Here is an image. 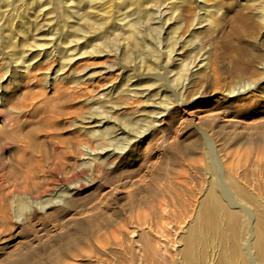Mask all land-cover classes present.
Masks as SVG:
<instances>
[{"label":"rangeland","instance_id":"obj_1","mask_svg":"<svg viewBox=\"0 0 264 264\" xmlns=\"http://www.w3.org/2000/svg\"><path fill=\"white\" fill-rule=\"evenodd\" d=\"M156 1L158 3H155ZM156 1L0 0V264H21L20 261L28 259H35L37 264H51L52 261H54L52 264H61L64 259L70 262L66 261L67 263L62 262V264H130L131 262V264H143L142 256L140 257L142 261L137 258L139 254L142 255L139 244H130L133 238L136 240L135 235L123 241L120 234L128 233L126 230L130 232L132 229L142 234L148 228V224L150 226L167 225L181 222L186 218H188L186 220H192L198 201L205 190V185H202L200 180L209 179L211 176L207 163L208 156L205 154L203 144L206 138H203L204 135L200 131L206 125L199 123L197 117L206 115V110L209 109L221 111L216 116V124H218L212 129L209 127L204 129L207 131L206 134L210 133L207 134L210 139L215 137L211 139L216 147L213 152L216 159L214 161L225 165H218L219 167L233 169L236 165V162L227 160L225 153L229 148L222 147L221 143H225L224 139L226 141L236 137L233 142L242 143L246 137L253 141L258 136L264 138V5L262 4L264 1L190 0L192 3L189 0ZM256 2H260L259 5ZM254 5L257 7L254 8ZM245 9H248L247 12ZM250 9L253 11L255 9L254 13ZM239 13H245L251 17L254 24L253 32L247 31L239 24L237 19ZM193 14L196 15L193 16ZM201 18L206 21H202ZM177 19H180L179 24ZM181 22L186 28H183ZM125 24H129L130 27L133 24L134 30L131 29L134 32H131L129 25L125 26ZM136 24L138 26L135 27ZM142 25L143 27H140ZM208 30L209 33H205ZM153 35L157 37L154 39ZM193 35L195 38H192ZM203 38H207V42ZM201 39L204 42H201ZM125 42L128 44H124ZM135 42L137 46L133 47ZM155 43L157 50L153 48ZM171 44L174 47L168 49ZM181 48L183 50H180ZM172 50L174 52L169 56L168 53ZM149 51L154 53L150 54ZM149 55L159 57L153 58ZM183 61L185 62L181 64ZM239 62L245 72H237L234 66ZM205 63L208 66L204 65ZM251 63L255 64L251 65ZM197 69L204 71L198 72ZM184 78L190 80V83ZM238 82L241 84L239 85ZM194 87H198L197 90ZM199 88L203 90V93ZM240 88L248 92L245 91L246 94L239 96L228 95L229 90L240 91ZM192 97L195 100H192ZM170 106L173 107V110L169 112L170 115L158 116L161 109ZM224 110L225 112H222ZM154 114L155 118L156 115L160 117L162 124L160 128L151 127ZM184 118H187L188 123L184 121ZM236 123L239 126H237L238 130H235ZM147 124L151 126L147 128ZM261 126H263L262 129ZM217 129L222 132L224 130L226 133L221 135V131L219 133ZM228 130H232L233 133ZM101 131H104V134ZM100 133L104 136H99ZM160 136L164 137L161 138L163 141L158 140ZM104 137L107 138H105L106 142ZM161 141L163 143L160 145L158 142ZM174 142L175 144H170ZM156 145L159 147L157 148ZM171 145H177L178 148L175 149V146L171 147ZM186 148L191 151L187 152L189 155L197 153L194 155L197 158L187 155ZM216 151L219 153L218 156ZM175 154L177 159L174 158ZM202 155L203 159L200 157ZM251 157L241 162L237 172L249 176L248 179L253 188L257 189L259 186L262 189L264 182L262 184L260 182L264 181V157L258 154ZM168 158L176 163L180 159L178 166L185 162L184 168L176 164L175 166ZM187 158L191 160V164L189 159L186 160ZM253 163L258 165L260 163L259 167L262 170L259 174L251 176L249 165ZM188 164L192 166L189 165L190 168L188 167L187 170ZM163 166L169 171L177 169L178 176L173 170V174L176 173L175 178L173 174H166L167 177H165L162 174L165 172L162 171ZM219 167L217 169H220ZM183 169L184 171H181ZM160 174L164 176L162 182H160L161 178L159 179ZM170 177H173L171 179L176 183L179 182L178 185H180L177 186L178 190L176 194L174 193L176 195L174 197L173 193L168 191L170 186L168 183L171 181L167 178L170 179ZM167 185H169L168 188H166ZM154 187L161 193V196H156L155 199L153 198L159 195V191L156 194V191H153ZM151 189L155 195L151 194ZM165 191H168L169 195L167 193L166 195ZM197 191H199L198 195ZM169 196L173 197V202ZM150 199L153 200L148 202ZM193 199L194 204H192ZM17 204H23L26 208L23 205L21 208L22 206ZM190 213L192 216L189 215ZM174 214H177L176 217ZM181 214H184L183 217L178 218L177 216ZM97 226L98 230H96ZM75 236L77 239L81 236L84 243L80 241L81 239L78 242L74 238L76 241L69 248H73L70 252L61 254L58 260L47 262L49 255L56 256L55 253L63 248L67 238L71 239ZM94 238H97V241ZM113 238L120 242L119 246ZM156 238L160 242H171V239L173 241L171 234H159ZM98 239L102 241L98 243ZM128 241H131L128 244L132 246L127 244ZM81 243L85 244V247L81 246ZM103 246L104 248L107 246L105 249L108 251L102 249ZM161 247L162 245L159 244L160 253L164 250V246L163 249ZM101 249L105 252L100 253ZM97 254L101 261H98Z\"/></svg>","mask_w":264,"mask_h":264},{"label":"bare ground","instance_id":"obj_2","mask_svg":"<svg viewBox=\"0 0 264 264\" xmlns=\"http://www.w3.org/2000/svg\"><path fill=\"white\" fill-rule=\"evenodd\" d=\"M82 1V0H81ZM101 1V0H100ZM148 1V0H147ZM156 1V0H155ZM159 1V0H158ZM190 1V0H189ZM203 1V0H202ZM264 1V0H263ZM262 1V2H263ZM91 3H93L92 1H90ZM113 2V1H112ZM136 2V1H135ZM137 2H138V0H137ZM143 2V1H142ZM152 2V1H151ZM165 2V1H164ZM163 2V3H164ZM186 2V1H185ZM188 2V1H187ZM191 2V1H190ZM254 2H255V0H254ZM254 2L252 3V4H254ZM261 2V1H260ZM260 2H258V3H260ZM118 3H121V2H118ZM131 3V2H130ZM155 3H158L157 1L155 2ZM163 3H161V4H163ZM177 3V2H176ZM182 3H184V2H182ZM192 3V2H191ZM194 3V2H193ZM203 3V2H202ZM257 3V2H256ZM257 3V4H258ZM88 4V3H87ZM86 4V5H87ZM90 4V3H89ZM114 4V3H113ZM113 4H111V5H113ZM136 4H138V3H136ZM142 4V3H141ZM149 4H150V2H149ZM153 4H154V2H153ZM178 4V3H177ZM190 4V3H189ZM263 5H264V3H262ZM261 4V5H262ZM110 5V6H111ZM145 5V4H144ZM173 5V4H172ZM180 5V4H179ZM192 5V4H191ZM198 5V4H197ZM204 5V4H203ZM202 5V6H203ZM256 5V4H255ZM254 5V6H255ZM259 5V4H258ZM262 5V6H263ZM136 6V5H135ZM139 6V5H138ZM141 6V5H140ZM142 6H143V4H142ZM146 6H148L147 4H146ZM159 6V5H158ZM190 6V5H189ZM193 6V5H192ZM88 7V6H87ZM112 7V6H111ZM116 7V6H115ZM115 7H113V8H115ZM171 7V6H170ZM198 7V6H197ZM252 7V6H251ZM250 7V8H251ZM257 6H255L254 8H256ZM133 8V7H132ZM142 8V7H141ZM145 8V6L143 7V9ZM173 8V7H172ZM192 8V7H191ZM196 8V7H195ZM201 7H199V9H200ZM203 8V7H202ZM260 8H261V6H260ZM117 9V8H116ZM131 9V8H130ZM149 9V8H148ZM155 9V8H154ZM157 10H158V8H156ZM155 9V10H156ZM171 9V8H170ZM174 9H175V7H174ZM189 9V8H188ZM197 9V8H196ZM249 9V8H248ZM247 9V10H248ZM111 10V9H110ZM125 10V9H124ZM123 10V11H124ZM128 10V9H127ZM147 10V9H146ZM190 10H192V9H190ZM246 10V9H245ZM244 10V11H245ZM247 10L245 11V12H247ZM251 10V9H250ZM126 11V10H125ZM167 11V10H166ZM172 11V10H171ZM187 11V10H186ZM241 11V10H240ZM243 10L241 11V12H244ZM251 11H253V10H251ZM254 11H255V9H254ZM254 11H253V13H254ZM257 11H259V10H257ZM136 12H138V10L136 11ZM151 12V11H150ZM173 12V11H172ZM176 12H178V11H176ZM249 12V11H248ZM261 12H263V10H261ZM124 13V12H123ZM163 12L161 11V14H162ZM195 13V12H194ZM199 13V12H198ZM249 13H251V12H249ZM139 14V13H138ZM143 14H145V12L143 13ZM147 14V13H146ZM149 14H151V13H149ZM156 14V13H155ZM155 14H153V16L155 15ZM160 14V13H159ZM160 14V15H161ZM173 14V13H172ZM176 14V13H175ZM174 14V15H175ZM256 14V13H255ZM110 15H111V13H110ZM123 15V14H122ZM157 15V14H156ZM159 15V16H160ZM171 15V14H170ZM181 15V14H180ZM179 15V16H180ZM196 14H193V16H195ZM251 15V14H250ZM118 16V15H117ZM120 16V15H119ZM178 16V15H177ZM185 16V15H184ZM197 16H199L198 14H197ZM201 16V15H200ZM260 16H262V15H260ZM145 17V16H144ZM144 17H142V18H144ZM155 17V16H154ZM153 17V18H154ZM161 17H162V15H161ZM172 17V16H171ZM187 17H189L188 15H187ZM111 18H113V17H111ZM120 18V17H119ZM133 18V17H132ZM141 18V19H142ZM147 18H148V15H147ZM147 18H146V20H147ZM149 18H150V16H149ZM156 18V17H155ZM168 18H170V17H168ZM178 18V17H177ZM195 18V17H194ZM194 18H193V20H194ZM256 19H257V17H255ZM254 18V19H255ZM258 18H261V17H258ZM152 19V18H151ZM163 19V18H162ZM167 19V18H166ZM173 19V18H172ZM175 19V18H174ZM173 19V20H174ZM181 19V18H180ZM180 19L178 20V24H179V22H180ZM184 20H185V18H183ZM198 19V18H197ZM202 19V21H206V20H203V18H201ZM200 19V20H201ZM237 19H238V21L240 22L239 24H241V26L244 28V29H246L247 31H249V32H253L254 30H252L253 28H254V24L252 23V19H251V17L248 15V14H245V13H239V15L237 16ZM263 19V18H262ZM123 20V19H122ZM129 20V19H128ZM136 20V19H135ZM143 20H145V19H143ZM146 20L144 21V22H146ZM156 20V19H155ZM155 20H153V21H155ZM160 20V19H159ZM183 20V21H184ZM188 20V19H187ZM191 20V19H190ZM193 20H191L192 22H193ZM199 20V21H200ZM209 20V19H208ZM207 20V21H208ZM259 20V19H258ZM119 21H121V20H119ZM125 21V20H124ZM139 21V20H138ZM137 21V22H138ZM148 21V20H147ZM152 21V20H151ZM163 21V20H162ZM161 21V22H162ZM174 21H176V20H174ZM198 21V22H199ZM256 21V20H255ZM114 22V21H113ZM125 22H128V23H130L129 21H125ZM141 22V21H140ZM165 22H167L166 20H165ZM170 22H172V20H170ZM186 22V21H185ZM201 22V21H200ZM254 22V21H253ZM264 22V21H263ZM159 23H160V21H159ZM173 23V22H172ZM182 23V22H181ZM194 23H195V21H194ZM209 23V22H208ZM214 23H215V21H214ZM214 23H212V24H214ZM256 23H258L257 21H256ZM114 24V23H113ZM113 24H111V25H113ZM121 24V23H120ZM122 24H124V23H122ZM143 24V23H142ZM151 24V23H150ZM153 24H155V22L153 23ZM152 24V25H153ZM160 24H162V23H160ZM176 24H177V22H176ZM186 24V23H185ZM190 24V23H189ZM126 25H129V24H125V26ZM132 26H133V24H131ZM146 25V24H145ZM144 25V26H145ZM164 25V24H163ZM182 25H183V23H182ZM194 25V24H193ZM204 25V24H203ZM206 26L208 25V24H205ZM117 26V25H116ZM115 26V27H116ZM130 27V25L128 26V27H130V29L132 28L133 29V27ZM136 26H138L137 24L135 25V27ZM149 26V25H148ZM166 26V25H165ZM180 26H181V24H180ZM184 26V25H183ZM198 26V25H197ZM240 26V27H241ZM259 26H261L260 24H259ZM124 27V26H123ZM140 27H143V25L142 26H140ZM153 27V26H152ZM157 27H158V24H157ZM177 27V26H176ZM182 27V26H181ZM189 27V26H188ZM199 27H201V26H199ZM210 27H211V25H210ZM214 27V26H213ZM138 28V27H137ZM146 28V27H145ZM148 28V27H147ZM149 28H150V26H149ZM183 28H186L185 26L183 27ZM193 28H194V26H193ZM209 28V27H208ZM262 28V27H261ZM264 28V27H263ZM109 29V28H108ZM110 29H111V27H110ZM125 29V28H124ZM132 29H131V32H134V31H132ZM142 29V28H141ZM151 29V28H150ZM149 29V30H150ZM154 29V28H153ZM176 29H178V28H176ZM180 29V28H179ZM190 29V28H189ZM212 30H213V28H211ZM122 30V29H121ZM126 30V29H125ZM127 30H128V28H127ZM134 30V29H133ZM137 30V29H136ZM140 29H138V31H139ZM143 30V29H142ZM145 30V29H144ZM148 30V29H147ZM194 30V29H193ZM209 30H210V28H209ZM209 30H208V32H205V33H209ZM256 30H257V28H256ZM109 32H110V30H108ZM113 29H112V34H113ZM130 31V30H129ZM159 31V30H158ZM173 31V30H172ZM197 31V30H196ZM199 31V30H198ZM197 31V32H198ZM205 31V30H204ZM130 32V34H132ZM144 32H146V31H144ZM155 32V31H154ZM182 32V31H181ZM213 32H214V30H213ZM212 32V33H213ZM116 33V32H115ZM114 33V34H115ZM118 33V32H117ZM120 33V32H119ZM118 33V34H119ZM123 33V32H122ZM136 33V32H135ZM142 33V32H141ZM159 33V32H158ZM198 33H200V32H198ZM139 34V33H138ZM148 34V33H147ZM193 34V33H192ZM202 34V33H201ZM246 34V33H245ZM255 34V33H254ZM128 35V34H127ZM150 35V34H149ZM160 35V34H159ZM175 35H176V33H175ZM116 36H118V35H116ZM129 36V35H128ZM135 36V35H134ZM138 36V35H137ZM145 36V35H144ZM152 36V35H151ZM154 36V35H153ZM162 36V35H161ZM198 36H199V34H198ZM201 36V35H200ZM207 36H209V35H207ZM242 36V35H241ZM247 36V35H246ZM143 37V36H142ZM155 37H157L156 35L153 37L154 39H155ZM173 37H175V36H173ZM177 37V36H176ZM195 38V36L193 35L192 36V38ZM202 37H204V35H202ZM206 37V36H205ZM243 37V36H242ZM249 37V36H248ZM128 38V37H127ZM152 38V37H151ZM150 38V39H151ZM178 38V37H177ZM211 38V37H210ZM255 38V37H254ZM125 39V38H124ZM123 39V40H124ZM130 39V38H129ZM132 39V38H131ZM135 39H137V37L135 38ZM141 39V38H140ZM153 39V40H154ZM160 38H158V40H159ZM162 39V38H161ZM176 39V38H175ZM174 39V41H177V40H175ZM204 39H206V42H207V38H203V40ZM252 39V38H251ZM168 40H170V39H168ZM202 39H201V42L203 41ZM133 41H135V40H133ZM136 41H138V39L136 40ZM160 41V40H159ZM162 41V40H161ZM191 41V40H190ZM122 42V41H121ZM132 42V41H131ZM144 42H145V40H144ZM143 42V43H144ZM148 42H149V40H148ZM152 42V41H151ZM181 42V41H180ZM204 42V41H203ZM211 42V41H210ZM129 43H130V41H129ZM172 43V42H171ZM124 44H128V43H124ZM136 44V42L133 44V47H134V45ZM179 44H181V43H179ZM123 45V44H122ZM144 45V44H143ZM150 45V44H149ZM159 45H161V44H159ZM167 45V44H166ZM182 45V44H181ZM226 45V44H225ZM237 45V44H236ZM135 46H137V45H135ZM141 46V45H140ZM155 47H153V45H152V47L153 48H155V50H157L156 49V43H155V45H154ZM239 46V45H238ZM129 47V46H128ZM159 47V46H158ZM169 47H171V48H173L172 47V44H171V46H168V49H169ZM226 47V46H225ZM230 47V46H229ZM240 47V46H239ZM247 47V46H246ZM245 47V48H246ZM249 47V49H250V46H248ZM124 48H125V46H124ZM164 48V47H163ZM162 48V49H163ZM196 48V47H195ZM198 48H200L199 46H198ZM210 48V47H209ZM212 48V47H211ZM245 48H243V49H245ZM129 49V48H128ZM136 49V48H135ZM151 49V48H150ZM231 49H233V48H231ZM242 49V50H243ZM149 50V49H148ZM147 50V51H148ZM158 50L160 51V49L158 48ZM165 50H166V48H165ZM177 50V49H176ZM180 50H183L182 48L180 49ZM200 51H201V49H199ZM207 50V49H206ZM229 51H230V49H228ZM237 50V49H236ZM236 50H234V51H236ZM146 51V52H147ZM163 51V50H162ZM166 51H168V50H166ZM208 51V50H207ZM246 52H247V50H245ZM150 52V54H153V53H151V51H149ZM165 52V51H164ZM174 52V50H172V51H170L169 53H168V55L170 56V55H172L171 53H173ZM178 52V51H177ZM137 53H139V52H137ZM148 53V52H147ZM157 53H159L158 51H157ZM157 53H155V54H157ZM167 53V52H166ZM232 53V52H231ZM154 54V55H155ZM165 54V53H164ZM204 54V53H203ZM209 54V53H208ZM238 54V53H237ZM249 54V53H248ZM255 54V53H254ZM159 55H160V53H159ZM163 55V54H162ZM231 55V54H230ZM236 55V54H235ZM250 55V54H249ZM145 56V55H144ZM149 56H152L153 57V55H149ZM148 56V57H149ZM156 56H158V55H156ZM155 56V57H156ZM166 56V55H165ZM164 56V57H165ZM209 56V55H208ZM239 56V55H238ZM155 57H153V58H155ZM159 57V56H158ZM161 57V56H160ZM163 57V56H162ZM172 57V56H171ZM231 57V56H230ZM234 57V56H233ZM232 57V58H233ZM235 57H237V56H235ZM244 57H245V55H244ZM145 58V57H144ZM157 58V57H156ZM167 58V57H166ZM166 58H165V61H166ZM207 59H208V57H206ZM242 59H243V57H241ZM143 59V58H142ZM162 59V58H161ZM210 59V58H209ZM239 59V58H238ZM252 59V58H251ZM160 60V59H159ZM158 60V61H159ZM168 60V59H167ZM230 60H231V58H230ZM235 60V59H234ZM258 60V59H257ZM260 60V59H259ZM151 61H153V60H151ZM256 61V60H255ZM142 62V61H141ZM147 62V61H146ZM145 62V63H146ZM163 62V61H162ZM185 61H183L181 64H183ZM205 62V61H204ZM232 62V61H231ZM250 62V61H249ZM148 63V62H147ZM149 63H153V62H149ZM170 63H171V61H170ZM169 63V64H170ZM192 63V62H191ZM201 63V62H200ZM246 63V62H245ZM256 63V62H255ZM255 63H251V65L252 64H255ZM194 64V63H193ZM207 63H205L204 65H206ZM209 64H210V62H209ZM247 64V63H246ZM246 64H244V65H246ZM249 64V63H248ZM140 65V64H139ZM166 65V64H165ZM186 65V64H185ZM213 65V64H212ZM147 66V65H146ZM148 66H150V65H148ZM182 66V65H181ZM196 66V65H195ZM198 66V65H197ZM206 66H208V65H206ZM254 66V65H253ZM141 67V66H140ZM145 67V66H144ZM143 67V68H144ZM154 67H156V66H154ZM192 67H193V65H192ZM234 67H236L237 68V72H242V71H244L245 72V69H244V67H242L241 65H240V62L237 64V65H235ZM245 67H247V65L245 66ZM252 67V66H251ZM150 68V67H149ZM194 68V67H193ZM206 68V67H205ZM204 68V69H205ZM209 68V67H208ZM252 68H254V67H252ZM251 68V69H252ZM152 69V68H151ZM151 69H149L150 71H151ZM181 69H183V68H181ZM231 69H233V68H231ZM148 70V69H147ZM153 70H155V69H153ZM198 70V69H197ZM248 70V69H247ZM254 70V69H253ZM189 71V70H188ZM200 70H198V72H199ZM204 70H202L201 69V71L200 72H203ZM207 71V70H206ZM231 71H233V70H231ZM197 72V73H198ZM249 72H250V67H249ZM194 73H196V72H194ZM196 73V74H197ZM240 74V73H239ZM251 74H253L252 72H251ZM184 75V74H183ZM187 75V74H186ZM192 75H194V74H192ZM188 76V75H187ZM245 76V75H244ZM186 77V76H185ZM242 77V76H241ZM240 77V78H241ZM246 77V76H245ZM187 78V77H186ZM186 78H184L185 80H187ZM191 79H193V78H191ZM242 79H244V78H242ZM242 79H240L241 81H243ZM246 79V78H245ZM204 80V79H203ZM216 80V79H215ZM215 80H214V82H215ZM248 80V79H247ZM246 80V81H247ZM188 81V80H187ZM190 81V80H189ZM188 81V82H189ZM202 81V80H201ZM204 81H207L206 79L204 80ZM217 81V80H216ZM250 81V80H249ZM252 82V81H251ZM187 83V82H186ZM190 83V82H189ZM188 83V84H189ZM239 83V82H238ZM237 83V84H238ZM243 83H244V81H243ZM242 83V84H243ZM185 84V83H184ZM204 84V83H203ZM241 83H239V85H240ZM245 84V83H244ZM248 84V83H247ZM252 84V83H251ZM253 85V84H252ZM182 86V85H181ZM189 86H191V84L189 85ZM204 86H205V84H204ZM217 86H218V84H217ZM184 87V86H183ZM241 87V86H240ZM245 87H247V86H245ZM255 87V86H254ZM198 88V87H197ZM197 88H195L194 87V89H196L197 90ZM242 88H243V86H242ZM182 89V88H181ZM188 89V88H187ZM199 89H201V88H199ZM241 89V88H240ZM184 90V89H183ZM182 90V91H183ZM193 90V89H192ZM191 90V91H192ZM202 90V89H201ZM214 90V89H213ZM227 90V89H226ZM250 90H252V89H250ZM180 91V90H179ZM186 91V90H185ZM217 91V90H216ZM230 92L228 93V95H230V97H232V96H239V95H241V94H246V92L245 91H247L246 89H241L240 91L239 90H237V91H234V90H229ZM187 92V91H186ZM201 92V91H200ZM215 92V91H214ZM248 92V91H247ZM197 93V92H196ZM202 93H203V90H202ZM201 93V94H202ZM216 93V92H215ZM182 94V93H181ZM194 94V93H193ZM188 95V94H187ZM187 95H186V97H187ZM222 95V94H221ZM183 96V95H182ZM228 97V96H227ZM193 98V97H192ZM200 98V97H199ZM224 98V97H223ZM247 98H249V96H247ZM162 99H164V98H162ZM161 99V100H162ZM166 99V98H165ZM177 99V98H176ZM190 99V98H189ZM192 100H195L194 98L192 99ZM226 100V99H225ZM202 101V100H201ZM164 102V101H163ZM185 102V101H184ZM164 103H167V102H164ZM176 103V102H175ZM178 103V102H177ZM223 103V102H222ZM160 104H162V103H160ZM204 104V103H203ZM167 105H169V103L167 104ZM171 105V104H170ZM175 105V104H174ZM173 105V106H174ZM179 105V104H178ZM232 105V104H231ZM161 106V105H160ZM163 106V105H162ZM172 106V105H171ZM169 107V108H167V107H165V108H163V109H161L160 111H159V113H158V116H160V115H162V114H169V112H170V110H173V107ZM185 106V105H184ZM188 106V105H187ZM198 106V105H197ZM239 106H241V105H239ZM242 106H243V104H242ZM193 107V106H192ZM216 107V106H215ZM229 107H231V106H229ZM238 107V106H237ZM236 107V108H237ZM181 108V107H180ZM213 108V107H212ZM222 108V107H221ZM225 108H228L227 106H225ZM224 108V109H225ZM243 108V107H242ZM238 109V108H237ZM236 109V110H237ZM156 110V109H155ZM180 110V109H179ZM182 110H184V109H182ZM221 110V109H220ZM223 110V109H222ZM229 110H230V108H229ZM228 110V111H229ZM232 110H233V108H232ZM235 110V109H234ZM240 110H242V109H240ZM115 111V110H114ZM207 111V114L205 115H199L198 117H197V120H198V122L199 123H201L202 125H206V127H209V128H211L212 129V127L214 126V125H217L216 124V121H217V115H218V112H221V111H219L218 110V112H216V110L215 109H209V110H206ZM243 111V110H242ZM157 112V111H156ZM196 112V111H195ZM222 112H225V110L224 111H222ZM238 112V111H237ZM174 113V112H173ZM193 113V112H192ZM227 113V112H226ZM236 113V112H235ZM202 114V113H201ZM239 114H240V111H239ZM170 115V114H169ZM183 115V114H182ZM181 115V116H182ZM221 115H222V113H221ZM227 115V114H226ZM236 115V114H235ZM237 116V115H236ZM165 117V116H164ZM173 117V116H172ZM219 117V116H218ZM224 117V116H223ZM239 117V116H238ZM160 118V117H159ZM159 118L157 117V115H156V118H155V114H154V121H153V123H151V124H153V126H151V125H149V124H147V128H148V126H151L153 129L154 128H160V125H162L161 124V121L159 120ZM229 118V117H228ZM235 118V117H234ZM152 119V118H151ZM172 120H173V118H171ZM175 119V118H174ZM187 119V118H186ZM186 119L184 118V121L186 122V123H188L187 121H186ZM192 119V118H191ZM219 119V118H218ZM171 120V121H172ZM196 120V121H197ZM227 120V119H226ZM237 120V119H236ZM181 121V120H180ZM222 121H225V120H223L222 119ZM234 121V120H233ZM182 122V121H181ZM226 122V121H225ZM240 122V121H239ZM189 123H190V120H189ZM223 123V122H222ZM227 124H228V122H226ZM230 123V122H229ZM241 123V122H240ZM166 124V123H165ZM168 124H171V123H168ZM172 124H173V122H172ZM171 124V125H172ZM199 125V124H198ZM220 125V124H219ZM218 125V126H219ZM223 125V124H222ZM257 125V124H256ZM190 126V125H189ZM200 126V125H199ZM238 126V124L236 123V127ZM244 126V125H243ZM246 126V125H245ZM244 126V127H245ZM248 126V125H247ZM258 126V125H257ZM172 127V126H171ZM196 127V126H195ZM204 128L203 127V129H200V131L203 133V138L205 137L206 139V142L205 143H203L204 144V149H205V151H206V153L205 154H207L206 156H208V158H207V163H208V168H210V170H211V176L210 175H208V176H210V178L209 179H201V178H199V179H201L200 180V183L202 182V185H205V190H204V192L202 193L203 195H202V197L199 199V197L197 198V199H199V201L198 200H196V198H195V202H199V204H198V206L196 207V209H195V212H194V216L192 217L193 219L192 220H186V219H188V218H186V219H183L181 222H177V223H175V224H170L169 222V224H167V225H163V224H155V226H153V225H149L148 224V228L141 234H138L134 229H132L130 232L129 231H127L126 230V232H128V233H124V234H120V236L121 237H123V241H125V240H128V237L129 236H134L135 235V238H136V240H134V238H133V240H132V242L131 241H128L127 242V244L128 243H130V244H132L133 245V243H136V244H139V247L141 248H139L140 250H142V255L141 254H139L140 256H138L137 258H140L141 256H142V258H143V261H144V263L145 264H264V188L262 187V189L258 186V188H260V189H256V188H253L252 187V185H251V181H250V179H248L249 178V176H247L244 172H246V171H244V172H241V173H244V174H240V173H238L239 172V169L238 168H240L239 166L241 165V162L243 161V162H245V161H247V160H249V157L250 158H252L251 157V155L253 156V155H255V154H258V155H261V156H263L264 157V138L263 137H257V139L256 138H254V136H253V138L254 139H256L255 141H253L251 138H249V137H246V138H241V139H243L244 141L242 142V143H235V142H233V139H234V141L236 140L235 138L236 137H234V136H236V135H231L232 137H234L233 139L232 138H230V139H228V140H226L225 141V139H224V142L225 143H221L222 144V147L225 149H228V152H227V150H223V151H225V152H227V153H225L226 154V156H227V160H231V161H234V162H236V165H235V167L233 166V169H231V168H229V167H221V166H223V165H221V164H217V163H215V161L214 160H216L215 159V154L213 153L214 152V148H216L215 147V145H213V142H212V140L211 139H214L215 137H213V136H211V137H213V138H209L208 136H207V134H206V132L207 131H205L204 129H207V128ZM224 127V126H223ZM233 127H235V126H233ZM235 127V128H236ZM239 127V126H238ZM238 127H237V129H235V130H238ZM243 127V128H244ZM168 128V127H167ZM192 128V127H191ZM198 128V127H197ZM197 128H196V130H197ZM215 128V127H214ZM213 128V129H214ZM220 128H221V126H220ZM231 128H232V126H231ZM242 128V127H241ZM263 128V126H261V129ZM112 129V128H111ZM150 129V128H149ZM216 129V128H215ZM222 129H224V128H222ZM225 129H226V127H225ZM240 129V128H239ZM254 129V128H253ZM260 129V131H262ZM146 130H148V129H146ZM159 130V129H158ZM163 130V129H162ZM166 130V129H165ZM194 130V129H193ZM218 130L219 129H217V132H218ZM250 130V129H249ZM258 130V129H257ZM96 131V130H95ZM109 131V130H108ZM198 131V130H197ZM208 131H209V129H208ZM212 131V130H211ZM210 131V132H211ZM220 131L221 130H219V133H220ZM229 131V130H228ZM231 132H232V130H230ZM229 131V132H230ZM234 131V130H233ZM247 131V130H246ZM250 131H252V130H250ZM93 132H94V130H93ZM102 132V131H101ZM104 132V131H103ZM102 132V134H104ZM145 131H143V133H144ZM150 132V131H149ZM161 132V131H160ZM166 132H168V131H166ZM213 132V131H212ZM226 133V131H224L223 130V132L221 131V135H223V133ZM229 132H227L228 134L227 135H229ZM230 132V133H231ZM258 132V131H257ZM263 132V131H262ZM233 133V132H232ZM99 134V133H98ZM201 134V133H200ZM210 134V133H209ZM208 134V135H209ZM212 134V133H211ZM218 134V133H217ZM242 134V133H241ZM92 135V134H91ZM94 135V134H93ZM107 135V134H106ZM157 135V134H156ZM159 135V134H158ZM163 135V134H162ZM164 135H166L165 133H164ZM163 135V136H164ZM213 135V134H212ZM220 135V134H219ZM227 135H225V136H227ZM97 136V135H96ZM99 136H101V133H100V135ZM104 136V135H103ZM103 136H101V137H103ZM166 136H168V135H166ZM247 136V135H246ZM250 136V135H249ZM156 137V136H155ZM170 137V136H169ZM243 137V136H242ZM251 137V136H250ZM105 138L106 137H104V140H105ZM112 138V137H111ZM161 138H164V137H159L158 138V140L159 139H161ZM166 138V137H165ZM224 138V137H223ZM226 138V137H225ZM107 139V138H106ZM169 139V138H168ZM167 139V140H168ZM162 140V139H161ZM196 140V139H195ZM107 140H105V142H106ZM157 141V140H156ZM163 141V140H162ZM158 142L160 145H161V143H163V142ZM180 141V140H179ZM116 142V141H115ZM176 142H178V141H176ZM182 142V141H181ZM180 142V143H181ZM200 142H201V140H200ZM217 142V141H216ZM215 142V143H216ZM223 142V141H222ZM154 143H156L155 141H154ZM179 143V144H180ZM190 143H192V142H190ZM189 143V145H191ZM194 143V142H193ZM158 144V145H159ZM170 144H175V142L174 143H170ZM176 144H178V143H176ZM221 144H220V146H221ZM158 145H156V147L158 146ZM186 145V144H185ZM188 145V144H187ZM217 145V144H216ZM170 146V145H169ZM173 145H171V147H172ZM175 146V149L176 148H178V146L177 145H174ZM173 146V147H174ZM177 146V147H176ZM182 146L184 147V145L182 144ZM203 146V145H202ZM201 146V147H202ZM159 147V146H158ZM157 147V148H158ZM170 147V148H171ZM191 147H192V145H191ZM197 147V146H196ZM195 147V148H196ZM162 148V147H161ZM219 148V147H218ZM221 148V147H220ZM165 149V148H164ZM187 149V148H186ZM186 149L184 150V151H186ZM191 149V148H190ZM197 149V148H196ZM203 149V150H204ZM180 150V149H179ZM182 150H183V148H182ZM188 151H186V153L187 152H191V151H189V148L187 149ZM194 150V149H193ZM192 150V151H193ZM203 150H201V151H203ZM178 151V150H177ZM218 151H219V149H218ZM221 151H222V148H221ZM168 152V151H167ZM170 152V151H169ZM179 152V151H178ZM178 152H175V153H177L178 155H179V153ZM181 152H183V151H181ZM197 152V151H196ZM217 152V151H216ZM189 153H187V155H189ZM200 153H202V152H200ZM222 153H224V152H222ZM167 154H171L172 155V153H167ZM184 154V153H183ZM217 154H219L218 152L216 153V155ZM163 155V154H162ZM171 155L169 156V157H171ZM191 156L193 155V154H190ZM189 155V156H190ZM194 155H197V153L195 154L194 153ZM193 155V156H194ZM200 155V154H199ZM214 155V156H213ZM161 156V155H160ZM168 156V155H167ZM173 156H174V154H173ZM184 157H185V154L183 155ZM218 156V155H217ZM163 157V156H162ZM166 157V156H165ZM164 157V158H165ZM177 156H176V154H175V157L174 158H176ZM180 157H182V155L180 156ZM179 157V158H180ZM183 157V158H184ZM195 157V156H194ZM200 157H202V159H203V155L202 156H200ZM223 157H224V154H223ZM167 158V157H166ZM178 158V159H179ZM186 158V157H185ZM190 158V157H189ZM189 158H187L186 160H188ZM197 157H195L194 159H196ZM199 158V157H198ZM171 159H173V157L171 158ZM177 159V158H176ZM191 159V158H190ZM189 159V160H190ZM193 159V158H192ZM201 159V158H200ZM205 159V158H204ZM165 160V159H164ZM168 160L172 163L173 162V160L171 161L170 160V158H168ZM175 160V159H174ZM180 160V159H179ZM179 160L177 161V163H179ZM185 160V161H186ZM165 161H167V160H165ZM165 161H163L164 163H165ZM181 161V160H180ZM201 162H202V160H200ZM204 161V160H203ZM226 161V160H225ZM252 161V160H251ZM161 162H162V160H161ZM169 162V163H170ZM189 162V161H188ZM193 162V161H192ZM223 162V161H222ZM174 163V165L176 164L177 165V163L174 161L173 162ZM172 163V164H173ZM220 163V162H219ZM233 163V162H232ZM161 164V163H160ZM159 164V165H160ZM163 164V163H162ZM167 164H168V162H167ZM167 164H164V165H166L167 166ZM180 164V163H179ZM182 164V163H181ZM184 164H185V162H184ZM184 164H182V165H177L178 167H182V168H184ZM190 164H191V160H190ZM190 164H188V166L186 167L187 168V170H188V167L190 168V166H192V165H190ZM197 164V163H196ZM158 165V166H159ZM168 165H170V164H168ZM175 165V166H176ZM190 165V166H189ZM215 165H217V166H215ZM218 165H221L220 167L218 166ZM259 165H260V163H259ZM259 165L258 164H251V165H249L251 168V170H250V172L252 173L251 174V176L253 175V174H259V172H260V170H262L261 169V167H259ZM161 166V165H160ZM171 166V165H170ZM170 166H169V168H170ZM204 166H206L205 164H204ZM203 166V167H204ZM225 166V165H224ZM226 166H228L227 164H226ZM164 167V166H163ZM207 167V166H206ZM217 167H219L220 169H217ZM231 167V166H230ZM158 168V167H157ZM156 168V169H157ZM167 168V167H166ZM174 168V167H173ZM186 168H185V170H186ZM160 169H162V167H160ZM159 169V170H160ZM168 169V168H167ZM165 170V167H164V170H162V171H165L164 173H162L161 172V170H160V172L162 173V174H164L165 175V177H167V175L166 174H169V175H172L173 174V172H176L177 171V169H176V171H175V168L174 169H170V171H169V169L168 170ZM174 170V171H173ZM186 170V171H187ZM204 170H206L205 169V167H204ZM203 170V171H204ZM217 170H219L220 172H218ZM222 170V171H221ZM237 170H238V172H237ZM173 171V172H172ZM180 171V170H179ZM181 171H184V169L183 170H181ZM185 171V172H186ZM172 172V173H171ZM178 172V171H177ZM176 172V173H177ZM205 172V171H204ZM207 172H209V171H207ZM176 173L175 174H173V176H174V178L176 177L175 175H176ZM218 173H220V174H218ZM246 173H248V171L246 172ZM162 174H160L159 175V179L161 178V181L160 182H162L163 181V175ZM185 173L183 172V175H184ZM189 174V173H188ZM188 174H186V175H188ZM199 174H201V173H199ZM208 174V173H207ZM206 174V175H207ZM168 175V176H169ZM182 175V174H181ZM181 175H179V176H181ZM205 175V174H204ZM261 175H262V173H261ZM156 176H158V175H156ZM177 176H178V173H177ZM201 176V175H200ZM187 177V176H186ZM185 177V178H186ZM207 177V176H206ZM171 178H173V177H170V179L169 178H167L169 181H171V183H168V184H170V186L169 185H167V187L166 188H168V186H169V190L168 191H171V194L173 195V197L174 196H176L175 194H176V191L178 190V187L177 186H180V185H178L179 184V182L178 183H176L174 180H172ZM181 178V177H180ZM179 178V179H180ZM188 178V177H187ZM256 178V177H255ZM258 178V177H257ZM261 178V177H260ZM166 179V178H165ZM164 179V180H165ZM182 179H183V177H182ZM175 180H177V178L175 179ZM257 180V179H256ZM168 181V182H169ZM181 181H185V180H181ZM155 182H156V180H155ZM159 182V181H158ZM187 182H188V180H187ZM253 182V181H252ZM257 181H255V183H256ZM262 182H264V181H261L260 183L262 184ZM167 183V182H166ZM199 183V181H198V184H200ZM158 184V183H157ZM186 184V183H185ZM257 184V183H256ZM201 185V184H200ZM258 185V184H257ZM183 186V185H182ZM261 186V185H260ZM264 186V185H263ZM165 187V186H164ZM201 187V186H200ZM151 188H153V187H151ZM179 188H183V187H179ZM149 189H150V187H149ZM153 189H151V191L150 192H152L151 194H153V195H155V193H153V191H156V194H158V191H157V188L155 189V187H154V190L152 191ZM164 190V189H163ZM179 190H181V189H179ZM183 190V189H182ZM181 190V191H182ZM198 190H200V189H198ZM168 191L166 192L165 191V194L167 193L168 194ZM181 191H180V193H181ZM148 192H149V190H148ZM198 192L199 191H197V195H198ZM175 193V194H174ZM161 193H160V191H159V195H155V197L153 198V199H155V198H157L158 196H161L160 195ZM166 194V195H167ZM170 194V195H171ZM178 194H179V192H178ZM200 194V193H199ZM163 195V194H162ZM166 195H164V196H166ZM169 195V194H168ZM194 195H196V194H194ZM193 195V196H194ZM149 196H152V195H149ZM157 196V197H156ZM193 196H192V198H193ZM173 197L171 198V196H169V198H171V200H172V202H173ZM196 197V196H195ZM152 199V200H153ZM151 199H150V201H148V202H151L152 201ZM178 200V199H177ZM176 200V201H177ZM191 201V200H190ZM20 202V201H19ZM194 202V199H193V201H192V204H194L193 203ZM21 203V202H20ZM25 204V203H24ZM185 204V203H184ZM17 205H19V204H17ZM21 205V204H20ZM19 205V206H20ZM23 205V204H22ZM21 205V206H22ZM182 205V204H181ZM189 205V204H188ZM24 207H25V205H23ZM23 206L21 207V208H23ZM182 206H184V205H182ZM181 206V207H182ZM193 206V205H192ZM184 207H186V206H184ZM18 208V207H17ZM26 208V207H25ZM182 209H184V208H182ZM161 209H159V211H160ZM165 210V209H164ZM18 211V210H17ZM20 211V210H19ZM23 211V210H22ZM156 211H158V210H156ZM155 211V212H156ZM158 211V212H159ZM185 211H188V210H185ZM194 211V210H193ZM190 212H192V211H190ZM179 213V212H178ZM181 213H182V211H181ZM184 213V212H183ZM18 214H20V212H18ZM187 215H188V213H186ZM185 214V215H186ZM156 215H157V213H156ZM155 215V216H156ZM159 215H161V214H159ZM175 215V214H174ZM174 215H173V217H174ZM177 215V214H176ZM176 215H175V217H176ZM184 215V214H183ZM183 215L181 214V215H178L177 217L178 218H180V216H182L183 217ZM189 215H191V213L189 214ZM154 216V217H155ZM192 216V215H191ZM147 217H149V216H147ZM173 217H170L171 219H173ZM181 217V218H182ZM188 217V216H187ZM143 218H145V217H143ZM156 218V217H155ZM157 218H160V217H157ZM178 218H176V219H178ZM190 219V218H189ZM145 220V219H144ZM149 220H150V218H149ZM148 220V221H149ZM155 221H156V219H154ZM154 220H152V221H154ZM157 220H159V219H157ZM161 221H163L162 220V217H161ZM170 221V220H169ZM172 221H174V220H172ZM176 221V220H175ZM174 221V222H175ZM178 221H179V219H178ZM142 223H144L143 221H142ZM158 223V222H157ZM141 224V223H140ZM140 224H139V226H140ZM151 224V223H150ZM144 225V224H143ZM84 229V228H83ZM136 229V228H135ZM145 229V228H144ZM96 230H98V226H97V229ZM101 230V229H100ZM99 230V231H100ZM85 231V230H84ZM99 231H98V233H99ZM122 231V230H121ZM125 231V230H124ZM139 231V230H138ZM83 233V232H82ZM82 233L80 234V233H78V235L80 234V235H82ZM85 233V232H84ZM93 233H94V231H93ZM119 233H120V231H119ZM118 233V234H119ZM122 233H123V231H122ZM76 234V233H75ZM96 234H97V232H96ZM164 235V234H171L172 235V237H173V241H172V239H171V242H168V241H162V242H160V240H157V238H156V236L157 235ZM99 235V234H98ZM111 236V235H110ZM78 237V236H77ZM83 237H84V234H83ZM93 237H95V235L93 236ZM100 237V236H99ZM112 237H115V236H112ZM111 237V238H112ZM121 237H116V238H121ZM164 237H166V236H164ZM74 238H76V236L75 237H73V238H67V241H65V243H64V245L62 246L63 248H61L59 251H57L55 254H56V256L55 255H49L48 256V261L47 262H51L52 260H58V259H60V258H58L59 256L61 257V254H66V253H68V252H70L72 249H69V248H71V246H72V244H74L75 243V241H76V239H74ZM86 238H87V235H86ZM130 238V237H129ZM79 239H81V236H80V238ZM79 239H77V241L79 240ZM89 239V238H88ZM94 239H96V241H97V238H94ZM102 239H103V237H102ZM108 239V238H107ZM166 239V238H165ZM164 239V240H165ZM169 239V238H168ZM167 239V240H168ZM109 240V239H108ZM113 240H115V238H113ZM130 240V239H129ZM80 241H82V239L80 240ZM84 241V240H83ZM82 241V242H83ZM85 241H86V239H85ZM99 241L101 242L102 240H99L98 239V243H99ZM110 241V240H109ZM116 242H117V240H115ZM79 242V241H78ZM93 242H94V240H93ZM112 243H113V241H111ZM116 242H115V244H116ZM77 243V242H76ZM84 243V242H83ZM86 243V242H85ZM88 243V242H87ZM97 243V244H98ZM103 243V242H102ZM107 243H108V241H107ZM118 243H120V242H117V244L116 245H118L119 246V244ZM123 243V242H122ZM121 243V244H122ZM126 243V242H125ZM140 243H142V245L140 244ZM79 244V243H78ZM96 243H95V245H97ZM103 244H105V243H103ZM108 244H110V243H108ZM130 244H128L129 246H132V245H130ZM135 244V245H136ZM159 244H161L162 245V247L164 246V250H163V252L162 253H160L161 251L158 249V245ZM62 245V244H61ZM85 245V244H84ZM84 245H82V243H81V246H84ZM87 245V244H86ZM99 245V244H98ZM101 245V244H100ZM107 245V244H106ZM110 245H112V244H110ZM110 245H109V247H110ZM125 244L123 243V246H124ZM105 246V245H104ZM104 246H103V248L102 249H104V250H107V249H105V248H107V246L104 248ZM136 246H138V245H136ZM142 246V247H141ZM85 247V246H84ZM83 247V248H84ZM96 247H98V246H96ZM121 247V246H120ZM161 247V248H162ZM56 248H57V245H56ZM121 248H123V247H121ZM125 248V247H124ZM123 248V249H124ZM127 248V247H126ZM86 249H87V246H86ZM97 249H99V247L97 248ZM100 250V253H101V251H104V250ZM130 249V248H129ZM163 249V248H162ZM78 250H80V249H78ZM77 250V251H78ZM84 250H85V248H84ZM135 250H137V249H135ZM108 251V250H107ZM124 251H126V250H124ZM132 251V250H131ZM160 251V252H159ZM49 252V251H48ZM74 252H75V250H74ZM105 252V251H104ZM134 252H136V251H134ZM140 252V251H139ZM139 252H137V253H139ZM39 253V252H38ZM51 253V252H50ZM103 253V252H102ZM35 254H37V253H35ZM34 254V255H35ZM44 254V253H43ZM128 254H130V253H128ZM134 254V253H133ZM138 255V254H137ZM32 256V255H31ZM36 256V255H35ZM37 256H39V255H37ZM95 256V255H94ZM72 257H74V256H72ZM97 257H98V254H97ZM69 258V257H68ZM95 258V257H94ZM100 257H98V259H99ZM142 258H140V260L142 259ZM62 259H64L63 257H62ZM133 259V258H132ZM65 260V259H64ZM62 261V262H66V261H68V259L66 260V261ZM96 260V259H95ZM106 260V259H105ZM127 260V259H126ZM125 260V261H126ZM138 260V259H137ZM23 262H21L20 261V263L21 264H37L35 261V259H33V260H30V259H28V260H22ZM98 261H101V259H99ZM103 261V260H102ZM142 261V260H141ZM54 261H52V263H53ZM57 262H59V261H57ZM62 262H61V264H62ZM68 262H70V261H68ZM107 262V261H106ZM128 262V261H127ZM42 263V262H41ZM51 263V264H52ZM67 263V262H66ZM101 263V262H100ZM104 263V262H103ZM132 263V262H131ZM130 263V264H131ZM143 263V264H144ZM39 264V263H38ZM55 264V263H54ZM59 264V263H58ZM70 264V263H69ZM107 264V263H106ZM113 264V263H112ZM121 264V263H120ZM126 264V263H125ZM129 264V263H128Z\"/></svg>","mask_w":264,"mask_h":264}]
</instances>
